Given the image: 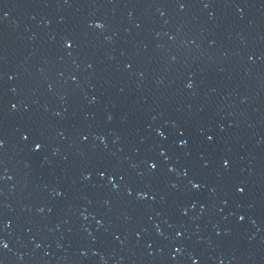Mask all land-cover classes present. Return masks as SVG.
I'll return each mask as SVG.
<instances>
[{"label":"water","instance_id":"obj_1","mask_svg":"<svg viewBox=\"0 0 264 264\" xmlns=\"http://www.w3.org/2000/svg\"><path fill=\"white\" fill-rule=\"evenodd\" d=\"M0 264H264V0H0Z\"/></svg>","mask_w":264,"mask_h":264}]
</instances>
